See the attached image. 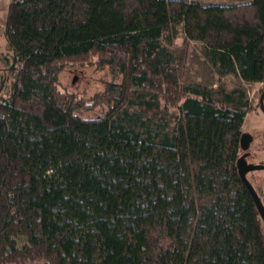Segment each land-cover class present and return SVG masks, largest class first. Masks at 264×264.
<instances>
[{"label": "trees", "instance_id": "obj_1", "mask_svg": "<svg viewBox=\"0 0 264 264\" xmlns=\"http://www.w3.org/2000/svg\"><path fill=\"white\" fill-rule=\"evenodd\" d=\"M5 14L0 264H264L237 167L257 103L183 80L198 40L219 74L264 83V0H10ZM87 63L108 68L101 91L59 87Z\"/></svg>", "mask_w": 264, "mask_h": 264}, {"label": "rangeland", "instance_id": "obj_2", "mask_svg": "<svg viewBox=\"0 0 264 264\" xmlns=\"http://www.w3.org/2000/svg\"><path fill=\"white\" fill-rule=\"evenodd\" d=\"M7 9V8H6ZM6 9L0 3V54L8 51V44L4 36V20ZM182 35L179 34L175 39L178 45ZM204 45L198 40H191L188 46V54L184 82L199 81L212 88L214 96L218 97L220 86L227 92L236 87L245 90L246 96L255 105L262 92V103L264 106V83L262 82H243L232 73L219 74L216 68L205 58L203 54ZM3 62H0V67ZM7 77L12 79V74L7 73ZM59 87L62 90L73 92L77 97L89 99L93 94L103 89L104 83L111 80L108 68L97 70L94 64H73L68 65L59 73ZM9 87V86H8ZM263 90V91H262ZM103 107L97 106L94 110L83 111L86 117H95L102 113ZM145 114L153 116L154 110H146ZM242 131L248 132L253 139L247 148L249 156L246 158L248 163L264 164V113L255 105L252 111L246 114L242 124ZM247 154V153H246ZM245 154V157H246ZM247 179L253 186H260L264 197V169L250 170L246 174Z\"/></svg>", "mask_w": 264, "mask_h": 264}, {"label": "water", "instance_id": "obj_3", "mask_svg": "<svg viewBox=\"0 0 264 264\" xmlns=\"http://www.w3.org/2000/svg\"><path fill=\"white\" fill-rule=\"evenodd\" d=\"M262 106V103H261ZM252 139V135L248 132H242L241 136H240V145L241 148L243 150H246L250 144V141ZM245 154L243 153L237 160V167H238V171L239 174L242 178V180L244 181V183L246 184L248 190L250 191L255 204L259 210V213L263 219L264 222V204L261 200V198L259 197V195L257 194L255 188L253 187V185L251 184V182L247 179V172L250 170H254V169H264V164H252V163H248L247 160L245 159Z\"/></svg>", "mask_w": 264, "mask_h": 264}, {"label": "crops", "instance_id": "obj_4", "mask_svg": "<svg viewBox=\"0 0 264 264\" xmlns=\"http://www.w3.org/2000/svg\"><path fill=\"white\" fill-rule=\"evenodd\" d=\"M9 1L10 0H0V3L6 9ZM195 1H198L199 3H202V4H210V3H225V4H229V3H239V2H242V1H245V0H195Z\"/></svg>", "mask_w": 264, "mask_h": 264}, {"label": "flooded vegetation", "instance_id": "obj_5", "mask_svg": "<svg viewBox=\"0 0 264 264\" xmlns=\"http://www.w3.org/2000/svg\"><path fill=\"white\" fill-rule=\"evenodd\" d=\"M263 91V90H262ZM261 94H262V92H261ZM260 94V96H259V98H258V102H257V107L264 113V106H263V103H262V99H263V97H262V95ZM261 103H262V106H261ZM244 132V131H243ZM252 139H253V137H252ZM251 139V140H252ZM244 153H247L246 154V157H245V159L247 158V156H249V152L247 151V149L245 150V152ZM247 160V159H246Z\"/></svg>", "mask_w": 264, "mask_h": 264}]
</instances>
